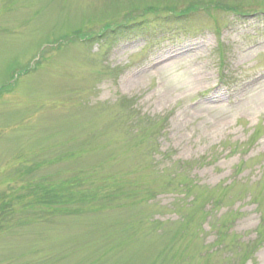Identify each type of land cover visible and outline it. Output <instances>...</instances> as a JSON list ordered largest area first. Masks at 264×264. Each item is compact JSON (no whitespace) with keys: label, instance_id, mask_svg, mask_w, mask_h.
I'll return each instance as SVG.
<instances>
[{"label":"rangeland","instance_id":"1","mask_svg":"<svg viewBox=\"0 0 264 264\" xmlns=\"http://www.w3.org/2000/svg\"><path fill=\"white\" fill-rule=\"evenodd\" d=\"M0 264H264V0H0Z\"/></svg>","mask_w":264,"mask_h":264},{"label":"trees","instance_id":"2","mask_svg":"<svg viewBox=\"0 0 264 264\" xmlns=\"http://www.w3.org/2000/svg\"><path fill=\"white\" fill-rule=\"evenodd\" d=\"M189 11H191L190 9H189ZM189 12H184V13H182L181 15H178V16H175V18H177V19H180V17H187ZM121 27H115L116 28V30L115 31H111V32H113V34H115V35H119V36H129V35H133V34H135V33H137V32H139V31H142V28H139L138 26H136V25H126V24H122V25H120ZM142 27V26H141ZM148 28V27H147ZM146 28V29H147Z\"/></svg>","mask_w":264,"mask_h":264}]
</instances>
